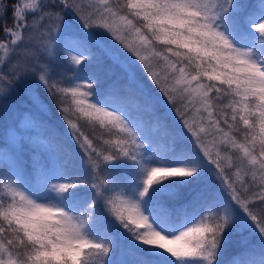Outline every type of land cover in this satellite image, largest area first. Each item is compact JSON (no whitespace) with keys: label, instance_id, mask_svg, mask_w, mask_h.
I'll return each instance as SVG.
<instances>
[{"label":"snow or ice","instance_id":"6c2138e0","mask_svg":"<svg viewBox=\"0 0 264 264\" xmlns=\"http://www.w3.org/2000/svg\"><path fill=\"white\" fill-rule=\"evenodd\" d=\"M0 31L41 130L5 129L0 264H264V0H0Z\"/></svg>","mask_w":264,"mask_h":264},{"label":"trees","instance_id":"16d2710c","mask_svg":"<svg viewBox=\"0 0 264 264\" xmlns=\"http://www.w3.org/2000/svg\"><path fill=\"white\" fill-rule=\"evenodd\" d=\"M250 2L255 3L256 0H250ZM3 39H4L3 32L0 31V40H3ZM69 75H71V73H69ZM112 78L114 79L115 77L113 76ZM41 92H42V95L45 101L48 102L53 109V117L51 118L49 122L53 124L54 126H57L62 131L63 125L60 124L59 113L56 111L55 105H51V102L49 98L47 97V94L43 93L42 90ZM29 109H30L29 107H25V108L21 107L18 113L16 112V117L14 121L12 122V125L15 122L16 127L20 130V132L22 133L24 137L31 136L34 140H38L40 139V133H41L40 128L29 122L25 123L23 121L25 119V114L29 111ZM142 118L145 120V122H147L148 116L146 114H144ZM156 134L160 135L159 132H157ZM3 157H6L7 159H4ZM0 158H1L0 159V170H3L6 166L11 164L14 158L11 147L8 146L7 149L5 150L4 144L0 143ZM25 160L28 161L29 164L31 163L28 154H26ZM240 251L241 249L235 246L229 248V250L222 257V261H224V264H227V261L231 257L238 255Z\"/></svg>","mask_w":264,"mask_h":264},{"label":"rangeland","instance_id":"374dc122","mask_svg":"<svg viewBox=\"0 0 264 264\" xmlns=\"http://www.w3.org/2000/svg\"><path fill=\"white\" fill-rule=\"evenodd\" d=\"M21 107L30 108L31 106L28 103L27 98L23 96L22 90L20 88H17L14 91L6 103L0 100V143L4 144L5 129L12 125V122L16 117V112L18 113ZM23 121L26 123V118ZM8 146L11 147L13 151L14 141L11 134L8 136ZM3 158L7 159L6 157Z\"/></svg>","mask_w":264,"mask_h":264}]
</instances>
